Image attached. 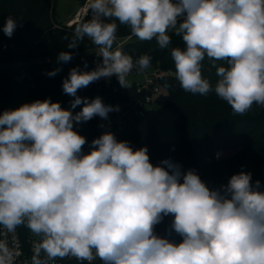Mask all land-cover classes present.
Wrapping results in <instances>:
<instances>
[{"label":"clouds","instance_id":"clouds-1","mask_svg":"<svg viewBox=\"0 0 264 264\" xmlns=\"http://www.w3.org/2000/svg\"><path fill=\"white\" fill-rule=\"evenodd\" d=\"M89 10L91 19L67 47L87 37L102 62L92 71L72 68L62 84L74 97L71 108L83 104L81 110L73 114L47 98L0 115V226L9 233L25 226L39 237L31 264L66 257L87 264H264V188L250 172L210 189L194 170L171 159L154 165L146 146L133 149L111 132L93 139L85 154L86 138L74 130V123L119 110L99 97L81 98L79 89L113 75L127 88L133 68L151 64L149 55L134 63L113 49L118 23L161 49L171 45L170 32L182 39L184 47L170 54L185 92H214L239 116L264 106V0H90ZM17 26L9 16L3 33L10 38ZM206 57L215 85L202 75ZM72 58L61 51L57 62ZM170 214L180 243L154 231ZM18 255L0 241V264H14Z\"/></svg>","mask_w":264,"mask_h":264},{"label":"trees","instance_id":"trees-1","mask_svg":"<svg viewBox=\"0 0 264 264\" xmlns=\"http://www.w3.org/2000/svg\"><path fill=\"white\" fill-rule=\"evenodd\" d=\"M75 1L81 6L88 2ZM58 3L59 0H0V115L25 103L47 98L59 102L63 109L73 114L83 107L81 104L71 108L74 97L63 92V80L74 67L82 72L95 70L101 60L96 55L99 48L87 37L76 49L67 47L79 24L68 27L58 22ZM9 16L14 17L18 25L13 38L7 37L2 30ZM89 19L91 17L85 22ZM170 35L171 45L161 49L155 39L141 41L126 25L118 23L113 49L120 48L134 63L140 56L149 55L150 66L166 73L158 82L161 94L156 104L174 112L178 137L174 143L162 142L151 122L144 142L138 131L129 129V144L133 149L146 146L154 165L171 159L182 166V171L194 170L210 189H219L232 175L242 171L250 172L252 182L260 181L264 188V106L254 104L247 114L239 116L234 115L231 107L214 92L208 96L185 92L176 79L170 54L171 48H183L184 44L180 37L171 32ZM129 37V41L118 46V41ZM61 51L71 52L72 60L58 63L57 55ZM212 64L207 57L202 61V75L215 85L218 77ZM56 68L61 71L55 76L47 75ZM77 95L89 101L99 97L105 105L138 97L136 87L129 84L127 88L122 87L117 78L109 89H100L96 81L79 89ZM100 118L95 116L87 122L74 123V130L92 141L99 137ZM219 153L221 156L217 159ZM173 220V215L165 216L154 231L160 237L180 243L182 237L172 228Z\"/></svg>","mask_w":264,"mask_h":264},{"label":"built area","instance_id":"built-area-1","mask_svg":"<svg viewBox=\"0 0 264 264\" xmlns=\"http://www.w3.org/2000/svg\"><path fill=\"white\" fill-rule=\"evenodd\" d=\"M89 12L88 5H84L79 9L78 13L75 16V19L71 21L67 26L72 27L75 24H82L86 21L87 17H91ZM13 38V35L12 37ZM131 37L124 40L118 41V46L123 45L130 40ZM7 47V44H4V48ZM102 62V58L99 64ZM140 72L145 73L146 81L142 84L134 83L130 86L136 87V93L138 97L135 100H124V101H115L111 102L109 105L119 107L118 111H112L109 113L107 119H102V123L99 121V136L105 132L113 133L118 141H127L129 129H134L140 133L141 142L145 141L146 133L149 128V125L144 129L143 123L145 122L146 117V106L156 104L157 98L161 94V89L159 86V79L166 76V73L155 69V73L150 77L145 69L138 70L134 67L133 70L127 75H136ZM126 77V78H127ZM117 77L115 75L109 78H101L98 80L100 89H109L111 88L114 80ZM87 143L83 146V153L87 154L91 150L90 140H86ZM221 154H217L216 158L218 159ZM39 237L33 235L29 229L26 227L17 228L15 232L9 233L3 226H0V241L5 242L10 249L18 252L19 255L15 258L14 264H31V257L33 255V248L38 242ZM43 258V254H42ZM87 264V262H81L72 257H66L64 259H57L54 262L49 261V264ZM92 264H102L99 259L92 262Z\"/></svg>","mask_w":264,"mask_h":264},{"label":"rangeland","instance_id":"rangeland-1","mask_svg":"<svg viewBox=\"0 0 264 264\" xmlns=\"http://www.w3.org/2000/svg\"><path fill=\"white\" fill-rule=\"evenodd\" d=\"M89 3L90 0H88L86 4L88 7ZM82 7L83 6H81L80 3L76 2L75 0H59L57 8L58 22L68 25L75 19L76 14ZM88 14L91 15L90 10ZM145 71L150 77H152V75L155 73V68L153 66H149L147 69H145ZM126 81L130 85L134 83L142 84L146 81L145 73L140 72L139 74L128 76ZM102 122L103 120H100V123ZM151 122L154 123L162 142L174 143L177 141L176 115L173 111L165 109L157 104L147 105L145 122L143 123L144 129H146V127Z\"/></svg>","mask_w":264,"mask_h":264}]
</instances>
